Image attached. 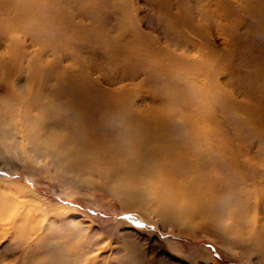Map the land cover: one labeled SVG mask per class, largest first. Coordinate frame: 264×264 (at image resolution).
I'll list each match as a JSON object with an SVG mask.
<instances>
[{"label":"bare ground","instance_id":"6f19581e","mask_svg":"<svg viewBox=\"0 0 264 264\" xmlns=\"http://www.w3.org/2000/svg\"><path fill=\"white\" fill-rule=\"evenodd\" d=\"M201 1V14L193 19H204L209 30L211 0ZM235 1L237 10L229 8L228 0H216L215 28L223 36L227 10L236 14L241 27L233 28L230 40L242 48L245 63L252 62L262 73L264 0ZM123 8L120 4L119 33L104 29L95 37L100 50L115 59L102 65L110 69L107 73L94 64L68 63L67 58L51 66L59 84L74 98L53 107L55 114L63 112L50 124L74 127L75 134L52 139L50 156L63 157L70 145L93 147L92 154L77 152L78 158L106 185L116 182L112 190L122 195L128 208L143 211L155 205L169 223L209 227L225 238L232 236L233 242L264 260V159H260L264 148L256 139L251 141L244 129L251 121L244 113L255 104L240 100L235 92L226 100L217 61L200 50L206 38L202 43L188 33L145 34L134 23L132 11ZM255 24L261 25L260 39L251 38L247 31L248 25ZM7 39L5 52L30 54L32 69V37L12 35ZM254 96L264 99V93ZM243 104L247 105L244 111L240 109ZM230 108L236 111L229 114ZM25 123L13 122L14 128L2 130L23 135ZM81 128L91 129L90 135L79 136ZM255 131L264 133V128ZM245 139L251 142L245 144ZM94 185L100 183L96 180ZM16 189L29 192L27 186ZM39 209L33 202L32 207H25L9 197L0 201V232L23 230L32 223L34 242L44 227ZM89 253H80L79 258L89 263L96 258L87 256Z\"/></svg>","mask_w":264,"mask_h":264},{"label":"rangeland","instance_id":"374dc122","mask_svg":"<svg viewBox=\"0 0 264 264\" xmlns=\"http://www.w3.org/2000/svg\"><path fill=\"white\" fill-rule=\"evenodd\" d=\"M201 2L0 0V201L9 197L25 207L35 203L44 226L34 242L32 223L23 230L0 232V264H264L260 255L237 245L232 236L225 238L205 226L169 223L155 205L143 211L128 208L122 195L112 190L117 183L106 185L78 158L77 152L92 154L93 147L70 145L63 157L50 156L52 139L75 134L74 127L54 128L50 124L63 112L55 114L53 107L74 98L59 84L51 66L67 58L68 63L97 65L99 71L107 73L110 69L102 65L115 59L100 50L95 37L104 29L119 33L120 4L132 11L134 23L145 34L188 33L202 43L206 38L199 48L217 61L226 100L235 92L240 100L255 104L244 113L251 118L244 129L251 141L256 139L264 148V133L255 131L256 127L264 128V99L254 96L264 93V72L252 67V62L245 63L242 48L230 40L233 28L241 27V19L227 10L224 35H219L215 28L219 12L213 10L216 0H211L207 30L204 19H193L201 14ZM228 3L230 9L238 4L235 0ZM250 17L258 20L252 14ZM247 31L251 38H261L260 24L248 25ZM12 35L32 37V69L28 65L30 54L5 52L7 38ZM246 107L243 104L240 109ZM232 111L236 108L229 114ZM21 120L26 121L23 135L3 132L2 128H14L13 122ZM90 131L81 128L78 134L88 137ZM250 140L245 139V144ZM260 157L264 159V153ZM96 180L99 187L94 185ZM19 185L27 186L29 192H20L16 189ZM85 251L96 258L89 263L79 258Z\"/></svg>","mask_w":264,"mask_h":264}]
</instances>
